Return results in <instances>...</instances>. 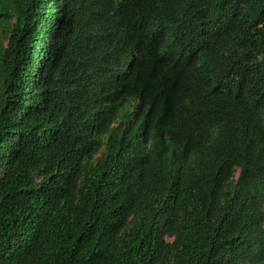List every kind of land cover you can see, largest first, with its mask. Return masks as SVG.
<instances>
[{"label": "trees", "instance_id": "obj_1", "mask_svg": "<svg viewBox=\"0 0 264 264\" xmlns=\"http://www.w3.org/2000/svg\"><path fill=\"white\" fill-rule=\"evenodd\" d=\"M0 264H264V0H0Z\"/></svg>", "mask_w": 264, "mask_h": 264}, {"label": "rangeland", "instance_id": "obj_2", "mask_svg": "<svg viewBox=\"0 0 264 264\" xmlns=\"http://www.w3.org/2000/svg\"><path fill=\"white\" fill-rule=\"evenodd\" d=\"M238 172H239V170L237 169V170H236V175H238Z\"/></svg>", "mask_w": 264, "mask_h": 264}]
</instances>
